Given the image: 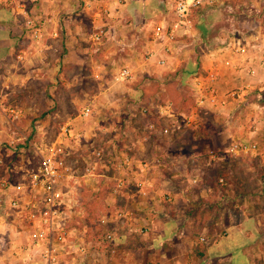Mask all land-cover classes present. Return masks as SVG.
Listing matches in <instances>:
<instances>
[{"label": "crops", "instance_id": "1", "mask_svg": "<svg viewBox=\"0 0 264 264\" xmlns=\"http://www.w3.org/2000/svg\"><path fill=\"white\" fill-rule=\"evenodd\" d=\"M212 1L218 14L224 9L230 10L225 16L234 22L238 19L245 20V23L264 22V12L255 13L256 3L253 0H207L203 8H207ZM207 11L205 9L206 14L196 16L195 35H200L199 24L204 19L210 22L207 14L210 12ZM173 17L172 0H0L1 98L9 102L8 96H13L18 87L28 92L34 78L53 81V72L61 74L73 67L80 69L78 66L82 62L78 56H96L100 62L93 65L94 60H89L91 67L87 70L92 72L91 77L103 88L93 93L86 92L85 99H80L82 106L79 112L68 118L61 127L71 122L82 133L81 140H74L73 144L79 142L82 145L83 141H90L91 135H96V122L100 119L106 122L104 129L109 131L110 137L123 136L125 131L113 133L117 126L110 124L114 117L115 90H123L127 83L137 80L142 70L174 73L185 59L188 61L193 55L191 50L180 47L185 36L165 53L170 58L167 66L159 65L152 58L142 57L140 40L150 38L147 41L149 55L157 47L153 39L155 26L162 21L170 22ZM30 19L39 22L37 36L34 27L28 23ZM263 29L259 27L239 35L230 32V27L220 29L219 38L215 36V45L200 56L201 61L192 64L185 73H180L183 75L182 81L195 83L197 72H204L214 59L219 62L223 60L226 56L217 52L233 37L257 38L259 31L264 33ZM99 31L103 33V38L97 42L92 34ZM83 39L93 43L89 47L83 46ZM225 52L226 55L230 54L229 49ZM51 53H54L53 58H50ZM174 58L175 62H172ZM221 65L222 75L216 86L224 105H217L212 110L215 125L218 124L215 129L202 128V123H198L195 127H184L170 134L163 132L170 120L159 114L161 105L172 103L177 114L186 118L196 111L194 86L192 95L195 100L191 97L192 102L187 103L169 94H164L162 101H149L141 97V89H134V100L140 97L137 110V106L129 110L125 105L120 110L124 120L139 121L137 116L141 115L143 121L127 133L130 137L124 145L126 148H118L120 152L117 157L123 159L124 155H129L135 161L129 166L123 163L118 174L125 178L126 185L116 194L113 192L116 175L108 176V191L103 195L93 194V198L102 199L99 204L101 215L108 218L109 223L105 226L97 222L95 228L90 225L83 231L72 229L74 247L78 248L79 244L84 243L86 253L77 251L64 255L58 264H264V212L258 206L260 202L256 201L255 191L250 188L251 182L232 177L226 179L221 168L226 167L228 161L222 160L223 157L210 160L206 155L212 147L207 139L212 137L219 139V148H223V139L228 140V135L233 136V141L257 140L264 147V105L259 103L258 98H253L255 94L264 96V85L258 79L252 80L254 85L244 98V107L240 108V100L228 92L251 78L240 77L233 68L223 63ZM125 66L134 72L131 81L116 83L111 79L110 84H106L104 80L107 74L116 75ZM164 67L167 68L164 70ZM97 73L102 77L98 78ZM76 76L78 73H75ZM102 82L108 86H103ZM5 90L6 93H2ZM92 96L95 97L93 114L83 119L80 114ZM147 108L148 112L145 111ZM23 110L26 116L29 115L26 107ZM198 114L200 122L199 111ZM243 118L246 120L240 124L233 122L234 119ZM224 120H228L231 127H221ZM152 124L155 127H151ZM123 126L121 123L119 128ZM252 126L257 128L256 133H252ZM17 129L21 131L17 123H12L8 114L0 108V187L1 180L5 178L21 180L23 167L26 166L25 155L17 151L26 141L19 145L16 141L29 135L18 133ZM119 138L120 147L123 138ZM16 153L18 158H15ZM196 157L200 160L194 161ZM244 157L261 158L264 163L260 156ZM99 179H79L78 201L82 200L81 187L89 184L98 189L95 183ZM107 229L116 235L113 242L104 239ZM26 240V232H20L15 220L5 214L0 204V264H48L33 258L24 260L15 254L16 245ZM112 248L116 252L112 253Z\"/></svg>", "mask_w": 264, "mask_h": 264}, {"label": "built area", "instance_id": "2", "mask_svg": "<svg viewBox=\"0 0 264 264\" xmlns=\"http://www.w3.org/2000/svg\"><path fill=\"white\" fill-rule=\"evenodd\" d=\"M174 17L170 22H159L153 32V39L156 43L148 55L159 65L168 64L169 57L166 52L179 38L195 35L196 22L194 11L207 3V0H172ZM34 27L35 35L39 33L38 21H28ZM258 33V32H257ZM257 38L233 37L226 46L222 47L219 55L226 56L220 60L225 66L233 68L240 77H250L228 94L235 99L243 101L254 85L252 80L258 79L264 85V33L259 31ZM93 38L100 42L103 38L102 32L93 33ZM229 49L230 54L226 55ZM214 59L213 63L205 71L195 74L194 93L196 96V111L186 118H181L174 109L172 103L161 105L159 114L169 118V125L163 128V132L170 134L184 127H195L199 123L198 111L203 106L216 107L224 105L221 101V94L216 84L221 78V63ZM98 77L100 73L96 74ZM134 78L133 70L125 66L121 68L114 77V82L123 83ZM94 99L92 96L83 107L81 117L89 118L94 111ZM0 108L8 114L12 123H17L24 115L25 110L19 106L8 104L1 98ZM148 112V108L145 109ZM151 127H155L152 124ZM252 133L257 128L251 127ZM82 133L78 132L74 123H67L61 127L60 133L51 141L45 139H32L26 137V143L21 148L25 155L26 166L22 170V179L14 181L13 178L1 180L0 204L5 206V214L10 217L18 226L20 232H26L27 240L17 244L15 254L24 260L35 259L46 261L48 264H58L64 255L74 254L77 251L86 253V244H79L74 247L72 241V228L69 227L67 214L74 204L78 203L77 183L82 176H95L99 160L105 157L104 149H95L94 162L85 166V171L80 173L74 165L75 152L79 150L80 143L74 140H81ZM95 134L91 135L92 139ZM78 145V146H76ZM227 153L235 156H260L264 159V147L257 140L243 141L235 140L227 148ZM210 160H217L221 154L211 150L207 153ZM200 160L199 157L194 161ZM104 166L115 171L114 193H119L126 185L123 176H119L123 163L132 165L135 162L131 156L124 155L123 159L117 156L109 159ZM96 177V176H95ZM196 181V180H195ZM122 215V213L120 212ZM103 225L109 223L108 218L101 220ZM116 238L112 230L105 231L104 239L113 242ZM116 252L115 248L111 249Z\"/></svg>", "mask_w": 264, "mask_h": 264}, {"label": "rangeland", "instance_id": "3", "mask_svg": "<svg viewBox=\"0 0 264 264\" xmlns=\"http://www.w3.org/2000/svg\"><path fill=\"white\" fill-rule=\"evenodd\" d=\"M253 1H255L256 3V6L254 7L255 13L259 14V12H264V0H253ZM214 5H215L214 1H212L211 4L206 8V10H208L207 12H210L211 14L210 17L211 30L209 32V38H207V41H204L201 35L197 34L193 37L185 38L181 42L180 45L181 49L191 50L193 54L191 58L189 57L188 61L187 59H185L187 62L183 61V63L181 64L180 66V70H182L181 72H179L176 75H173V72L165 70V68L167 67L162 68L165 70V72L158 71L159 73H155V71L150 72L148 70H142L139 73L137 80L127 83L128 87L127 86L123 87L124 91L120 88L115 90V93L113 95L114 104H115L113 105L114 113H112L114 117H112L110 124L117 126V129L113 133L116 132L118 133L119 130L125 131L123 133V136L117 135L121 137V140L123 138V140L121 141V145L119 144L120 145L119 147L118 142L120 138L116 136L110 137L108 134L109 131H106L104 129V127H106V122L100 119L97 120L96 122L97 128L95 130L97 131H96V135L93 137L94 139L92 138L90 141L82 142V145L80 146L78 153H76V155L73 158L74 165L78 168V171L80 173H83L85 171V166L87 165V163L95 161L94 153H93L95 149L97 148L104 149L105 157L103 161L99 160L98 168L95 171V176L100 178L99 181L95 183L98 186V189L89 186V184H84V186L81 187V190L83 192V195L81 197L82 200H79L77 204H74L73 208H71L67 214L68 224L70 228L72 229L79 228L81 229V231H83L85 230V228H88V226L90 227V225L94 226L95 228L97 222H99V224H102L101 220L103 216L101 215L102 214L101 205H99L102 202V199L95 200L93 198V194H96V196H98V195H103L108 191L109 184H107L106 182L109 180L108 176L110 175L113 176L114 170L112 169V167L111 168L105 167L104 164L108 162L109 166H111L109 159H112L113 157L117 156V153L120 152L118 148L120 149L126 148V146L124 147V145L127 144L128 138L130 137L127 133H129L130 129H134V127L138 126V123L142 121V119L140 118L141 115L137 116V120L139 119V121H135L131 119L124 120V117H122V114L120 113V110L124 105L128 107L129 110H134L135 106H137L135 109L137 110L138 105L136 104L140 102L139 101L140 97L139 99L134 100L135 97L134 89L135 88L141 89L142 90L141 97L149 101L155 99L162 101L163 100L162 97L164 96V94L165 95L169 94L170 97H175L177 100L184 99L185 103L192 102V99H194L192 95L193 82L189 80L183 82L182 81L183 75H181L180 73L182 72L185 73V71H187L192 64H197L198 60L201 61V57L203 56V54L208 52L209 48L215 45L216 42L215 36L219 38L218 32H220V29H223L224 27H228V28L230 27L232 31L230 30L228 31L232 33L234 32L236 35L237 34L239 35L242 34V32L247 33V32L255 31V29L259 27L264 28V22L258 24V22L247 23L248 21H246L245 23L244 22L245 20H241V19H238V21L234 22L233 20H230L228 19V17L225 16L226 12L228 14L230 10L226 11L224 9L221 11V13L218 14V11L215 10ZM225 31H227V29H225ZM147 41H150V38L149 40L142 39L139 42V46H140L139 49L144 59L148 58ZM90 42L87 39H83L81 41V44L83 46L89 47L93 43L92 42L90 44ZM141 42H143V45H141ZM53 57H54V53H51L50 58ZM79 57H80V61L82 62L79 63L80 65L78 66V68L80 69H74L73 67L68 72H64L61 74H57L53 72L52 73L53 81L45 82L42 81L43 80L42 78L41 79L34 78L30 82V88H28L29 90L28 92L24 91L23 88L18 87L16 88V92H14L13 96L12 95L8 96L7 100L9 102L4 100L6 103L19 106L22 109L26 107L29 110L28 112L29 115L27 116L24 115L17 122V127H19V129L21 130L19 131L17 129L18 133L24 132V133H28L29 137L33 139L44 138L45 141H51L55 137V134L57 133L59 124L61 123L62 125L65 121L69 120L71 116H74L76 112H79L80 107L82 106L80 99H85L84 97L85 93L86 92L93 93L98 89L103 88L99 86L98 82L94 80L93 77H91L92 72L89 73V71L87 70V68L91 67L90 63L88 62L89 60L90 61L94 60L93 61V65H94L96 62H100L99 61L100 58L96 56L88 57L86 55L78 56L77 58ZM66 60H68V57H66ZM173 60L174 61L172 62H175V58ZM162 72L163 75L161 76L160 74H162ZM75 73H78V76L74 77ZM99 77L101 78L102 74ZM114 77H115V73L114 75L109 74V76L107 74V76H105L104 81L106 82V84L109 85L111 79L113 80ZM48 82H52V83H48ZM102 83L103 86L105 87L108 86V85L106 86L104 82ZM129 87H131V89H129ZM126 91L128 92V94L126 93ZM2 93H6V90L2 91ZM253 98L254 99L258 98L259 103H262L261 104L262 106L264 105L263 104L264 96L258 97L255 94ZM239 103L241 104L240 108H242L244 107L246 100L239 101ZM213 108L214 107L211 106H203L200 108L199 113L201 119L199 125H201L202 123L201 125L202 128L205 127H209L211 129L217 128L218 124L215 125L214 112L212 111ZM138 110L140 111V109ZM245 120L246 118L234 119L233 122L236 125V123L240 124ZM121 123L124 124L122 129L119 128ZM107 125H109V123H107ZM228 126L231 127L228 120H224L221 123V127L223 128ZM228 136H229L228 140L223 139L225 140L223 148H219L218 138L212 137L210 139H207L209 142L212 143V147H210L206 153H208L211 150L218 151L221 154L220 157H223L222 160L228 161V165L226 167L223 166V168H221L222 174L224 173L223 177H225L226 179L228 178L229 180L232 177L238 181L243 179L251 182L252 187L250 188L255 191L256 199H257L256 201L260 202L258 206L262 208L264 212V178H263L264 163L261 158L255 159L244 156H235L227 153V148L229 147L227 145L230 143L231 140L232 141L234 140L232 139L233 136L231 135ZM24 141H26V138L19 139L16 142L19 145L21 143L24 144ZM19 148L20 149L17 151L22 152L21 151L22 147ZM224 156L226 157L224 158ZM18 157L19 155H17L16 153L15 158ZM250 166L253 167L249 168ZM95 176L81 175V181L84 178H90ZM77 199H78V194H77ZM1 206L3 208V211H5L4 208L5 206L3 205Z\"/></svg>", "mask_w": 264, "mask_h": 264}, {"label": "trees", "instance_id": "4", "mask_svg": "<svg viewBox=\"0 0 264 264\" xmlns=\"http://www.w3.org/2000/svg\"><path fill=\"white\" fill-rule=\"evenodd\" d=\"M205 7L203 8L202 7H199L197 8L195 11H194V16L196 18V16H199V15H202V14H206L205 12ZM209 15V17H211V14L207 13ZM199 28H200V35L202 36V38L204 39V41H207V38H208V35H209V32L211 30V20L210 22H207L205 19H204V22H201L199 24ZM185 38H190V36H186ZM180 72V69L176 72L173 73V75H176ZM181 95V93H180ZM61 129V123L59 124L58 126V130H57V133L60 131Z\"/></svg>", "mask_w": 264, "mask_h": 264}]
</instances>
